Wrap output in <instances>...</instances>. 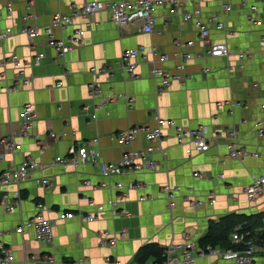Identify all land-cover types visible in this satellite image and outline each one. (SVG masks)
Listing matches in <instances>:
<instances>
[{"label":"crops","instance_id":"crops-1","mask_svg":"<svg viewBox=\"0 0 264 264\" xmlns=\"http://www.w3.org/2000/svg\"><path fill=\"white\" fill-rule=\"evenodd\" d=\"M87 1L73 3L80 6ZM29 2L33 19L24 24L21 18ZM70 3L0 0V31H13L0 45V60L15 57L19 61L18 65L8 64L4 75L0 69V141L19 129L20 113L26 104L35 108L37 119L31 135L38 136V140L17 137L19 150L15 152L0 143V172L13 169L26 157L41 164L40 170L20 183V207L10 213L0 212L2 239L12 252V264H113L105 262L107 257L111 262L137 264V252L144 245L163 248L191 241L199 247L198 241L210 223L230 215L249 218L254 232H260L264 227V194L251 201L244 189L254 178L264 176V136L258 138L255 131L256 121L264 117V0H233L231 12L224 16L219 0H180L174 15L162 5L156 8L151 34L144 33L140 23L117 28L107 12L89 21L76 19L64 29L53 30L56 39L68 40L76 29L91 24L82 46L63 57L49 45L46 35L29 39L22 33L25 26L42 28L55 14L69 13ZM252 4L258 7L256 25L245 18ZM185 15H190L189 19ZM198 17L203 22L217 17L224 23L225 30L210 25L209 40L225 43L228 57L210 59L205 55L206 47L198 40L195 27ZM177 44L191 46L181 48ZM139 46L154 47L168 55L188 51L194 59L181 79L160 91L147 64L137 63L133 76L117 65L125 50ZM244 49H249L252 57L237 59V53ZM37 53L45 55L41 64L22 65ZM174 65L172 60L165 67L174 72ZM102 68L114 71L97 74ZM19 71L30 80L29 85L8 91ZM58 82L62 86H57ZM92 83L99 87L100 95L90 93L88 86ZM117 95L131 98L132 104L128 105L126 99L108 102ZM239 102L241 107L233 105ZM99 104L103 109L92 120L84 108ZM155 117L185 129L207 126L220 132V141L206 152L193 150L188 155L189 143L177 145L174 129L164 128L163 137L153 144L154 152L149 157L156 162L154 170L103 176L96 163L54 165V159L66 157L71 146L93 139L98 141L101 161L108 164L120 160L130 149H146L149 142L144 135L131 145L121 144L112 136L134 126L152 127ZM229 131L235 132L239 145L251 155L229 157ZM42 179L49 180V185L36 182ZM165 186L171 190L172 199L163 190ZM16 189L14 185L0 188V197H10ZM112 201L117 204L114 209L109 204ZM38 203L44 206L42 214L56 222L50 243L37 241L33 230L22 235L16 232L21 221L38 213ZM121 211L126 214H119ZM67 214L72 217L66 218ZM88 214L96 219L83 220ZM106 231L117 239L113 247L100 244L101 233ZM256 247L253 264H264V248ZM215 249L224 250L219 246ZM32 256L34 260H30ZM153 261L149 258L145 264ZM194 264L232 262L212 255L198 258Z\"/></svg>","mask_w":264,"mask_h":264},{"label":"built area","instance_id":"built-area-1","mask_svg":"<svg viewBox=\"0 0 264 264\" xmlns=\"http://www.w3.org/2000/svg\"><path fill=\"white\" fill-rule=\"evenodd\" d=\"M70 1V12L67 14L57 13L51 19L47 26L39 28L37 26H25L22 28V33L29 39L38 38L41 34L47 36L49 45L55 50L56 54L60 57L72 52L74 49L81 47L83 39L85 37L86 28L91 24L87 23L84 28H78L75 33L68 38L56 39L53 36L54 29H64L70 26L76 19H84L89 21L94 15L107 12L115 27L124 28L130 24L140 23L142 31L146 34H151L154 31L155 25V11L156 8L162 5L169 7L170 14L174 15L180 6V0H108L98 1L90 0L82 5H77ZM188 2H197L200 0H187ZM221 6L222 15H227L232 10L233 0H219ZM248 12L245 15L246 20L252 24H258L254 14L258 11V7L255 4L249 5ZM32 4L27 3L25 6V14L21 20L26 24L29 20L33 19ZM194 14L199 15L198 10H194ZM190 15H185V19H189ZM198 17L195 21V27L198 34V40L206 47L205 55L210 59H220L229 56L228 47L225 43L212 42L209 40L210 25L216 24L217 30H225V25L217 17L207 19L206 22ZM13 34L11 28H6L0 31V45L3 41L8 39ZM262 42H264V35L262 36ZM178 47L187 48L189 45L183 46L177 44ZM237 59L243 60L244 58H251L252 52L249 49H244L237 53ZM45 59L44 53H37L30 59L22 62L25 66H37L41 64ZM194 57L188 51H183L181 54L174 53L172 55L159 53L154 47L147 49L144 46H139L134 49L125 50L118 62V67L130 73L133 76L135 65L138 63L147 64L151 77L158 84V89L164 91L167 89L171 82L181 79L182 73L185 71L187 64L192 61ZM175 61L174 72H171L165 67L167 63ZM8 64L18 65L19 61L15 57L3 58L0 60V69L4 75L5 68ZM114 71L112 68H102L96 71L97 74H110ZM205 73L208 69L204 70ZM25 74L23 71L17 72L11 79L10 87L8 91H16L20 86L29 85V79H24ZM57 86H62V82H58ZM88 89L92 95L98 96L101 91L99 87L92 83L88 86ZM115 99H126L127 104H132V99L124 97V95H117L110 97L108 102H113ZM230 105V103H227ZM233 104V103H232ZM236 107H241L242 104H233ZM88 111L92 120L97 118V113L103 109V105H95L93 108L86 106L84 108ZM264 111V104L261 106ZM37 119L35 108L31 104H26L22 108L19 119V129L13 131L8 137L2 139L0 143L6 146L10 152L19 150V146L15 139L17 137L31 136L33 139L38 140L37 135H31L34 123ZM164 128L174 129V138L177 145H185L189 143L190 149H187L186 153L190 155L192 151L206 152L210 146L217 141H220L221 134L218 131H213L207 126H199L196 128L185 129L181 126L175 125L171 120H164L159 117H155L154 126H134L124 131H120L112 136V139L117 140L124 145H131L138 136L144 135L149 142V146L143 150L130 149L126 151L120 160L112 163H105L101 161V155L97 149V139H93L80 146L73 145L69 148L66 157H56L54 159V165H64L66 163L78 166L86 162L96 163L103 176L117 175L122 172H134L138 173L144 169L154 170L156 168V162L149 158L153 152V144L159 141L163 137L162 130ZM255 131L258 138L264 136V117L260 118L255 123ZM65 136V133L61 134ZM229 157L231 159H241L250 153L239 145L236 138V134L233 131L228 132V142L226 144ZM251 155V154H250ZM257 157V154H253ZM41 169V164L31 157H26L19 165L13 169H7L0 172V188H4L9 185H14L17 188L13 194L9 197L7 195L0 197V212L10 213L20 207L22 201L21 190L19 188L20 183L32 172ZM197 176V175H196ZM222 177V176H220ZM44 186L49 185V180L42 179L36 181ZM119 188L120 184L117 185ZM130 188L132 186L130 185ZM163 190L168 193L171 192L168 186L163 187ZM244 194L247 199L253 201L259 196L264 194V176L254 178L251 183L244 189ZM172 199L173 196H168ZM214 200H211L213 203ZM114 209L117 204L112 201L109 203ZM38 213L29 220L21 221L16 228V232L22 235L25 231L33 230L35 239L40 242L50 243L53 239V229L56 224L54 220L47 219L43 214L44 206L41 203L37 204ZM119 214H126L125 211H121ZM118 215V214H116ZM72 214H67L66 218H71ZM96 219L94 214H88L83 216L85 221H94ZM232 242L235 245H241L240 249H227L218 250L215 248L205 247L199 248L191 241H186L182 245H167L162 248V261L157 263L153 261L152 264H194L196 259L204 258L206 256L217 255L225 261H231L232 264H253L255 254L258 252L257 247L254 244V240L246 239L241 234L240 228L236 227L231 233ZM117 242L115 237L109 235V233L102 232L100 236L101 246L113 247ZM35 257H30V260H34ZM13 255L10 249L5 245L2 239V232L0 230V264H12ZM106 263L121 264L118 260L111 262V259L107 257Z\"/></svg>","mask_w":264,"mask_h":264},{"label":"trees","instance_id":"trees-1","mask_svg":"<svg viewBox=\"0 0 264 264\" xmlns=\"http://www.w3.org/2000/svg\"><path fill=\"white\" fill-rule=\"evenodd\" d=\"M245 222L247 224H243ZM238 224L242 225L239 226ZM236 227L240 228L241 234L246 239L254 240L255 246L264 248V227L260 232H254L249 218H239L234 215L226 216L217 222L210 223L206 234L198 241L199 247L204 249L205 247L215 248L219 246L224 250L240 249L241 245H235L231 239V233ZM149 258H153L157 263H160L162 261V248H158L154 244L142 246L136 255L137 264H145Z\"/></svg>","mask_w":264,"mask_h":264}]
</instances>
